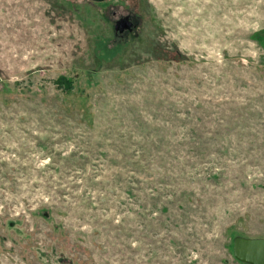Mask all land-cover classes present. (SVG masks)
<instances>
[{
  "label": "rangeland",
  "instance_id": "rangeland-1",
  "mask_svg": "<svg viewBox=\"0 0 264 264\" xmlns=\"http://www.w3.org/2000/svg\"><path fill=\"white\" fill-rule=\"evenodd\" d=\"M237 236L264 238V0H0V264H244Z\"/></svg>",
  "mask_w": 264,
  "mask_h": 264
},
{
  "label": "water",
  "instance_id": "water-1",
  "mask_svg": "<svg viewBox=\"0 0 264 264\" xmlns=\"http://www.w3.org/2000/svg\"><path fill=\"white\" fill-rule=\"evenodd\" d=\"M91 1L101 2L104 0ZM127 27H121L120 23L117 22L114 29L122 30ZM233 256L237 261L244 264H264V238L235 237L233 239Z\"/></svg>",
  "mask_w": 264,
  "mask_h": 264
},
{
  "label": "flooded vegetation",
  "instance_id": "flooded-vegetation-1",
  "mask_svg": "<svg viewBox=\"0 0 264 264\" xmlns=\"http://www.w3.org/2000/svg\"><path fill=\"white\" fill-rule=\"evenodd\" d=\"M118 22L120 23V26H121V27H122V26H128L127 28H124V29H122V30L117 29V31H119V32H124L125 30H129V29H131V27H132V24L128 21L127 18L121 19V20L118 21ZM115 25H116V24H115ZM118 28H120V27H118Z\"/></svg>",
  "mask_w": 264,
  "mask_h": 264
}]
</instances>
